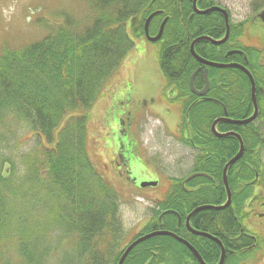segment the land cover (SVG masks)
Here are the masks:
<instances>
[{
    "label": "trees",
    "instance_id": "obj_1",
    "mask_svg": "<svg viewBox=\"0 0 264 264\" xmlns=\"http://www.w3.org/2000/svg\"><path fill=\"white\" fill-rule=\"evenodd\" d=\"M192 1L84 0L77 16L64 15L60 22L42 26L46 35L41 40L15 49L2 47L0 121L10 114L28 126L39 140L34 150L23 155L24 173L20 178L4 177L2 170L7 162L0 159L1 247L6 241H13L14 237L8 238L7 232L16 223L15 240L19 239L15 246L26 264H40L65 241L77 264H117L121 253L116 248L122 230L119 195L91 161L85 117L72 116L53 147L42 145L40 139L52 144L54 130L64 116L92 107L132 49L133 39L144 37L145 19L160 12L151 20L148 32L150 36L156 35L162 20L167 19L158 60L166 89L176 93L175 101L180 104L178 133L183 143L197 151L194 172L207 174L211 180L196 178L186 185V192L178 183L169 182L163 199L156 203L155 217L133 240L152 231L171 232L190 243L206 264H217L219 246L189 234L184 220L199 206L225 203L222 169L239 145L233 137H212L209 127L224 116L222 108L229 119H247L252 104L248 79L236 69H208L210 88L206 98L213 101L198 99L190 93V75L201 67L194 80L198 90L203 86L204 69L191 57L190 43L201 36L219 40L225 33L219 14L192 16ZM211 4L212 0H199L197 7L203 10ZM262 7L264 0H256L254 10ZM128 21L130 35L125 27ZM247 25V22L230 23L225 44L213 46L201 41L194 50L204 60L237 63L248 69L255 83L259 120H264V53L247 44L244 38ZM232 49H240L247 61L239 56H226ZM260 59L262 64L258 65ZM195 99L199 102L195 103ZM217 130L237 133L244 145L242 158L227 171L231 204L220 211H200L191 218L190 226L220 241L225 250L223 264H241L242 256L251 251L256 239L241 227V221L247 217L243 213L244 203L263 175L260 154L264 150V135L254 123L247 126L220 123ZM14 170L12 167L9 174ZM168 211L180 216V227L174 215L165 214L158 222V217ZM105 250L107 253L100 256ZM123 264L198 263L174 239L157 237L137 245Z\"/></svg>",
    "mask_w": 264,
    "mask_h": 264
},
{
    "label": "rangeland",
    "instance_id": "obj_2",
    "mask_svg": "<svg viewBox=\"0 0 264 264\" xmlns=\"http://www.w3.org/2000/svg\"><path fill=\"white\" fill-rule=\"evenodd\" d=\"M222 1L227 10H229L231 20L233 22L241 21L245 16L250 15L252 7L256 0H216ZM84 0H0V50L3 46L10 49L19 48L23 45H28L41 40L45 35V30L41 28L46 23L51 25L61 21L64 15L77 16L80 12V7H83ZM130 21L125 25L126 32L130 35ZM264 32V25L257 20L250 27L248 35L251 39H256L255 35ZM250 39V40H251ZM252 41V40H251ZM253 42V41H252ZM159 51L160 45L151 43L145 38L134 41V48L128 52L124 60L115 69L109 78L107 85L102 91L93 108L84 111H76L72 114L64 116L54 130V141L52 144H47L42 139V145L53 147L59 131L65 126L70 116H84L87 119V135H88V150L96 167L99 164L100 168L109 175V168L104 167L108 163L107 153L104 150L105 130L102 122L109 125V117L107 115L106 100L104 97L115 98V103L118 111H128L130 100L142 105L147 113L152 115L154 111L153 103L157 106L161 104L162 91L166 85L165 78L159 66ZM172 97V95H171ZM164 103V101L162 100ZM146 103V106H145ZM171 116L170 132H174L179 121V106L176 103L166 104ZM158 116V115H157ZM116 117H119L117 115ZM163 119V116H159ZM160 118L157 120L160 121ZM152 118H146L141 121L144 129L142 139L146 141L150 161H155L154 165L150 162H142V170L134 175L132 179L136 181L135 195L142 197L147 201L158 200L162 197V192L167 186L165 178H180L186 176L188 169L191 171L193 157L195 152L179 145L166 137L162 132V127L158 121ZM260 126L261 132L264 134V123H255ZM155 141L167 143L169 154L159 152L158 146L153 145ZM39 138L33 134L28 126L18 122L10 114H5L0 121V159L5 160L2 174L4 177L13 176L14 178L22 177L24 167L22 165V157L24 154L32 151L37 146ZM114 143V142H113ZM262 160L264 163V151L262 152ZM102 164V165H101ZM98 166V167H99ZM15 170L11 172V168ZM97 169L100 171V169ZM144 173V174H141ZM101 173V171H100ZM106 179L107 176L101 173ZM154 174L158 179V185L155 188H139V184L144 181L154 180ZM264 178V173H263ZM113 180L112 177L109 178ZM117 189L123 190L119 184H115ZM261 197L254 200L253 203L245 208L248 216L243 219L242 227L248 233H253L259 240L258 248L247 255H243L246 260L242 264H258L264 257V186L261 188ZM256 190V189H255ZM258 188L253 194H258ZM124 202L120 207V218L122 222L124 236V246L129 244L131 238L138 233V227L146 223L151 215L149 209L152 206L146 201H142L137 197L122 195ZM261 216V217H260ZM18 225L14 223L7 232V236H16L15 230ZM123 238V237H122ZM19 239V238H18ZM27 243L26 241H24ZM35 242V240H32ZM6 243V242H5ZM4 243V244H5ZM13 246V244H12ZM64 245L58 244L57 250L51 255L48 254L46 259L42 260L43 264H59L64 257ZM121 247H123L121 242ZM22 248V252H24ZM41 261V262H42ZM40 262V264H41ZM0 264H23L20 260V254L15 248L9 246H0ZM261 264H264L262 262Z\"/></svg>",
    "mask_w": 264,
    "mask_h": 264
},
{
    "label": "flooded vegetation",
    "instance_id": "obj_3",
    "mask_svg": "<svg viewBox=\"0 0 264 264\" xmlns=\"http://www.w3.org/2000/svg\"><path fill=\"white\" fill-rule=\"evenodd\" d=\"M218 4L222 6L221 3ZM250 15L252 16V13ZM200 90L201 88L197 91ZM200 98L201 97H198V99ZM108 100L110 101V105L107 109V115L110 121L106 131L104 150H108L109 174L116 180H119L124 186L126 195H130L133 194L137 188L135 180L132 179V175L138 172L140 167L138 163L147 159L146 154L148 149L141 139L142 130L137 127L144 111V107L130 100L128 111H123L120 114L116 107V103L114 102V97L111 100ZM208 100L213 101V99L210 98H208ZM194 102L198 103L199 100L195 99ZM117 115H119V117H116ZM223 117L228 118L227 114ZM164 118L166 122L170 121L167 114ZM116 125L118 126L117 128ZM169 137H172L173 139L174 136ZM173 141L175 140L173 139ZM262 212L264 215V209ZM198 213V211L196 212L193 210L188 214V216H190L189 226L191 218Z\"/></svg>",
    "mask_w": 264,
    "mask_h": 264
},
{
    "label": "water",
    "instance_id": "obj_4",
    "mask_svg": "<svg viewBox=\"0 0 264 264\" xmlns=\"http://www.w3.org/2000/svg\"><path fill=\"white\" fill-rule=\"evenodd\" d=\"M196 1H197V0H194V1H193V10H194V12H195L196 14H198V15H205V14L208 13V12L218 11V12H221V13L225 16L226 35H225V38H224V40H223V41H225V39L227 38V35H228L227 17H226L225 12L222 11V10H220V9H218V8H211V9H209V10L199 12V11H197L196 8H195V3H196ZM155 15H156V13L150 15V16L147 18V20H146V22H145V25H144V33H145V37H146L150 42H156V41H158V40L160 39L161 34H162V31H163V28H164V25H165V22H166V20H164V21L162 22V24H161L160 27H159L158 33H157V35H156L154 38H149V35H148V25H149L150 20H151ZM258 17H259V19L264 23V11H262V12L258 15ZM199 40H206V41L211 42V43L214 44V45H219V44H221V43L223 42V41H222V42H215V41H212V40H210V39H208V38H201V39H199ZM195 42H196V41H194V42L192 43V45H191V47H190V52H191L192 56H193L198 62H200L201 64L206 65V66H210V67H213V68H220V69H222V68H226V67L239 68V69H241V70H242V71L248 76V78H249V80H250V82H251V87H252V99H253V105H254V113H253L252 117H250V118H248V119H246V120H243V121H231L230 123H231V124H234V125H246V124L252 122V121L255 119L256 115H257V106H256V103H255V101H254V84H253V80H252L250 74H249V73H248V72H247L242 66H239V65H218V64L207 63V62H205V61L199 59L198 57H196V55L194 54V51H193V44H194ZM198 72H199V69H196V70L194 71V73L190 76V78H189V88H190L191 92L195 93L196 95H198V96H203V95L206 93L207 89H208V82H207V77H206V72H205V71H204L205 87H204L203 91H201V92H196V91L193 89V84H192V83H193V79H194L195 75H196ZM215 123H216V122H215ZM215 123L213 124V126L215 125ZM213 126H212V128H213ZM221 137H223V136H221ZM238 140H239V142H240V151H239V154H238L233 160H231L230 163L236 161V160L242 155V153H243V146H242V143H241L239 137H238ZM225 171H226V168H225L224 171H223V182H224V185H225V187H226V191H227V203H226L225 206L220 207V208H217V210H219V209H223V208L227 207V206L229 205V203H230V192H229V190H228V188H227V182H226V179H225ZM188 179H191V177L188 178ZM146 186H155V184H154V183H149V184H145V185H144V184H141V187H146ZM202 209H205V208H200V209H197V210H195V211L197 212V211H200V210H202ZM189 217H190V216H189ZM189 217L186 219V227L188 228L189 231H191V230L189 229V226H188ZM194 234H196V235H198V236H201V237L208 238V239H212V240H214V241L220 246V248H221V256H220V260H219V263H218V264H222V263H223V260H224V250L222 249L221 244H220L216 239L210 237L209 235L202 234V233H194ZM157 236H171V237H173L174 239L178 240L180 243H182L184 246H186V247L189 249V251L195 256V258L197 259V261L199 262V264H204V263L202 262V260L200 259V257L198 256V254L196 253V251H195L190 245H188L186 242H183L182 240L177 239V238H176L175 236H173L172 234H170V233H164V232H153V233L148 234V235H146V236H144V237H142V238H139L138 240H136L135 242H133L129 247H127V249L125 250V252L122 254V256H121V258H120L118 264H122V263H123L124 259H125L126 256L128 255V253H129V252H130V251H131V250H132L137 244H139V243H141V242H143V241H145V240L151 239V238H153V237H157Z\"/></svg>",
    "mask_w": 264,
    "mask_h": 264
}]
</instances>
